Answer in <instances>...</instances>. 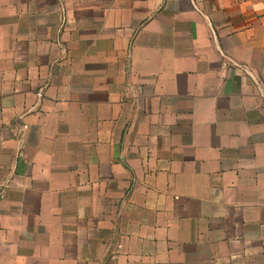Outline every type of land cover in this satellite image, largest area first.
<instances>
[{
  "label": "crops",
  "instance_id": "0c3cea01",
  "mask_svg": "<svg viewBox=\"0 0 264 264\" xmlns=\"http://www.w3.org/2000/svg\"><path fill=\"white\" fill-rule=\"evenodd\" d=\"M0 264H264V0H0Z\"/></svg>",
  "mask_w": 264,
  "mask_h": 264
}]
</instances>
